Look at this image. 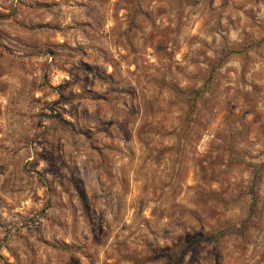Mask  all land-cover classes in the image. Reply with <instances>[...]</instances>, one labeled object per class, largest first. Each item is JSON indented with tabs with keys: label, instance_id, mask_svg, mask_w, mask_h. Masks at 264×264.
Returning <instances> with one entry per match:
<instances>
[{
	"label": "rangeland",
	"instance_id": "1",
	"mask_svg": "<svg viewBox=\"0 0 264 264\" xmlns=\"http://www.w3.org/2000/svg\"><path fill=\"white\" fill-rule=\"evenodd\" d=\"M0 264H264V0H0Z\"/></svg>",
	"mask_w": 264,
	"mask_h": 264
},
{
	"label": "trees",
	"instance_id": "2",
	"mask_svg": "<svg viewBox=\"0 0 264 264\" xmlns=\"http://www.w3.org/2000/svg\"><path fill=\"white\" fill-rule=\"evenodd\" d=\"M237 230L236 227H230L221 229L213 234H199V235H188L187 237L183 238L179 244L175 248L165 249L161 251H156L157 255H166L168 259L173 262L176 255H178L183 250L198 245L204 242H212L217 241L224 233L232 232Z\"/></svg>",
	"mask_w": 264,
	"mask_h": 264
}]
</instances>
